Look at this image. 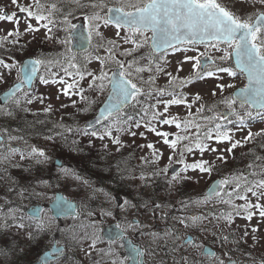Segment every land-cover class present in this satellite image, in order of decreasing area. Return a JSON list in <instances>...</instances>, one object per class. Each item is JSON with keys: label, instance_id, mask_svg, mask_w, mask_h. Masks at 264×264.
Wrapping results in <instances>:
<instances>
[{"label": "snow or ice", "instance_id": "obj_1", "mask_svg": "<svg viewBox=\"0 0 264 264\" xmlns=\"http://www.w3.org/2000/svg\"><path fill=\"white\" fill-rule=\"evenodd\" d=\"M10 4L15 9L11 12L0 7V22L13 25L12 30L0 36V53H3L0 55V84H7L13 72L16 75L12 85L0 97V117L14 119L19 112L31 111L28 106L33 103L45 105L41 111L51 113L53 108L51 103L46 104L47 97L38 94L34 88L37 81L45 86H59L56 98L59 99L61 94L68 97L71 107L77 112L92 111L97 104L89 93L101 96L107 93L94 122L88 121L83 127L54 124L44 139L59 137L67 142L68 134L100 141L107 139L119 152L126 147L123 135L146 138V133L150 132L158 138L157 143L170 150L168 166L156 167L164 153L155 143L149 142L137 145L141 150L145 147L150 150V155L139 157L138 177L135 174L137 169L131 166L130 161L123 162V166L118 165V170L122 175L126 173L129 179L138 178L142 187L157 177H163L170 193L175 185L191 179L187 175L189 171L209 176L213 172L220 174L221 166L227 164L229 156H234L237 148L254 144L256 149L264 150V142H260L264 141V127L252 130L256 124L264 125V0H115L114 4L112 0H10ZM76 11L81 12L87 23L86 35L79 32L69 19ZM21 20L25 23L23 32L19 28ZM109 27L115 29L113 38H107L102 30ZM41 30L44 32L43 41L63 46V50H58L55 55L42 52L24 61L15 59V52L24 51L26 47L21 37L31 34L34 40L35 34ZM61 31L65 33L63 37L59 35ZM69 36L85 50L83 57L68 46ZM211 51L220 55L213 56ZM190 52L195 54L189 55ZM170 54L181 56L174 72L169 70ZM94 61L98 68L89 70ZM186 63L191 64L192 72L181 77L179 73ZM113 65L115 70H112ZM161 76L167 78L166 86L157 84ZM225 76L233 80L243 77L245 83L242 87L225 83ZM206 78L219 81L211 91V96L218 99L206 104L202 102L200 93L192 94L189 99L185 89ZM228 89L235 91L224 95ZM181 105L186 109L183 117L170 113L171 106ZM221 105L223 111L219 110ZM68 106L61 105L62 108ZM32 114L35 116L38 112ZM37 123L45 121L38 120ZM164 126H174L176 131H163ZM142 128L144 131H139ZM245 130L246 135L236 138L238 132ZM14 131L0 127V165L4 166L0 168V182H3L0 189L4 193L0 201V238L12 228L17 231L33 229L27 232V243L31 244L40 232L50 227L51 222L41 218L42 210L39 208L28 216L21 214L18 206H9L14 203L8 198L10 194L24 198L26 191H16L19 185L10 175L9 168L23 167L20 163H13L17 156L19 161H28L34 166H43L51 158L45 149L29 145L25 136L14 135ZM15 141H23L24 147L14 146ZM77 143L72 140L73 145ZM222 144L228 146L218 147ZM103 147L107 149L108 144ZM206 154L212 158L206 159ZM246 154L251 156L247 174L237 172L222 176L202 197L180 201L183 215L171 216L175 223L193 231L207 232L208 226L214 224L218 231L212 234L221 244L219 254L197 243L190 235H181L174 228L166 229L163 234L145 232L138 220H126L124 226L118 224L116 227L120 230L107 238V249L97 247L103 241L95 232L77 234L72 230L70 239L80 246L85 257L92 258V264H125L128 258H118L112 246H120L128 229L147 236L150 247L151 244L159 247L161 239H172L171 251L179 253L172 264H264V255L257 261L251 252L243 253L245 258H234V254L241 250V241L264 240V236H258L260 225L264 224V155L253 148H249ZM188 156L196 158L189 162ZM174 164L182 167L169 177V168ZM59 168L63 177L82 180L72 169L63 165ZM103 195L107 207H102L101 211L112 216L111 194L104 192ZM210 204L213 207L207 213L189 214L186 211L190 205ZM215 206L223 207L214 210ZM118 207L128 212L141 207L147 209L149 205L125 199ZM165 207L173 206L155 204L153 213L159 211L160 219L167 220L168 212L162 211ZM56 209L68 212L73 210V206L61 197ZM86 214L92 215L91 212ZM26 216L34 223V228L33 223H25ZM236 218L247 222L243 228L227 232L219 228L223 223L230 229ZM254 218L256 224L251 223ZM237 231L240 232L239 239L236 238ZM165 246L168 247L167 243ZM185 246L198 249V258L190 259ZM11 252L15 255L17 249H11ZM149 254L155 255V251ZM0 255L7 258L8 252L0 249ZM51 255L65 256V249L57 247ZM130 255L132 264H145V261L137 259L145 255L144 251L132 249ZM66 259L69 264H75L74 253ZM9 264H15V261ZM45 264H48L47 258ZM159 264H164V261H159Z\"/></svg>", "mask_w": 264, "mask_h": 264}, {"label": "rangeland", "instance_id": "obj_2", "mask_svg": "<svg viewBox=\"0 0 264 264\" xmlns=\"http://www.w3.org/2000/svg\"><path fill=\"white\" fill-rule=\"evenodd\" d=\"M21 2H24V0H21ZM113 4L115 3V0H112ZM111 6V5H110ZM0 7H5L8 12H11L15 10L11 4L10 0H0ZM23 15V14H21ZM83 17L81 12L76 11L72 17L69 19L73 23V20L75 18ZM85 21V20H84ZM35 23V21H33ZM85 25L87 26V23L85 21ZM20 31L23 32L25 28V23L23 20H21L19 25ZM13 25L11 23L7 22H0V36H3L6 34L7 30H12ZM105 33V36L107 38H113L115 29L112 27H109L107 29H102ZM61 37L65 35L63 31L59 33ZM44 32L41 30L39 33L35 34V39L33 40L31 34L23 35L21 37V40L26 43V47L24 51H17L16 54H19L20 57H25L26 55H39L40 53H45L49 55H55L56 52L62 51L63 46L56 45L53 43H48L43 41ZM73 45V38L69 36V47ZM130 47V46H128ZM72 48V47H71ZM203 51V47L200 49ZM73 51V50H72ZM79 56L83 57L86 52H75ZM189 55H194L195 53H188ZM213 56L220 55L219 53H216L215 51L210 52ZM0 55H3V53H0ZM181 59L180 54H175L169 56L170 60V68L169 70L175 71L176 63ZM115 67V65L112 66V69ZM98 68V63L93 62L89 65V70H96ZM192 72L191 64L186 63L183 65V71L179 73L181 77L188 76ZM16 73L13 72V75L11 78H9L7 84H0V91L12 84L13 80L15 79ZM147 76V74H145ZM219 81L215 80L214 78H206L204 81H197L194 84L189 85L185 91L189 93V99L192 98V94L200 93L202 96V102L206 104H212L214 103L218 97L211 96V91L215 87V85ZM225 83L231 82L235 83L237 87L245 83V80L243 77H238L235 80L232 78L226 77L224 79ZM84 84V82H81ZM157 84L159 86H166L167 85V78L161 76L157 80ZM86 86V85H85ZM59 86L57 85H41L38 83V81L34 84V88L36 89L38 94H43L47 97L46 104L51 103L52 105V112L51 113H44L41 111V109L45 105H40L38 103H33L32 105L28 106L31 111L22 114L25 115H32V118H36L34 121L37 123V119H41L45 121V127L41 129L35 130L36 138L31 137H25L28 141L29 145H36L46 150L47 155L51 158L49 163L43 165V166H34L30 164L28 161H19V157L17 156L13 163H27L28 167L23 166L20 168H9L10 175L15 178V180L18 182L19 187L16 189V191H20L21 189H26L24 198H20L17 195L10 194L9 199L19 202L20 204H29L31 202L30 199H27L26 194H28V191L33 187L38 186L39 187V195L37 199H45L48 200L47 196H50L56 192V191H63L68 197L78 200L81 202L84 206L83 208V217L77 219L76 222V232L77 234L82 233L83 231H87L89 234H92L93 232L97 233V235L100 237V239L103 241L102 243H98V248H108V241L104 240L101 235V227L102 224L114 222L117 217H124L125 222L126 220H133V218H136L139 220V222L144 226L143 231H155L158 233L163 234V232L168 228H174L176 231H178L181 235H192L194 240L197 243H202L204 246L206 244L212 245L215 249H217L220 253L221 251V244L217 238V236H214L212 234L213 231H218L217 228H215L214 224L209 225V230L207 232H199V231H193L192 229H185L183 226L175 223L171 216L173 215H183L184 212L181 210L180 201H188V200H195L203 196L205 190L209 185L215 181L219 180L222 176H228L231 173H237V172H243L245 174L248 173L247 164L251 162V156L247 155L249 148H253L254 151L258 152L261 155H264V150L256 149L254 144L246 145L244 148H237L234 150L235 155L229 156L228 162L226 165L221 166V173L217 174L216 172H213L212 175L207 174H200L198 172L189 171L187 173L188 176L191 177V179L184 181L181 184L175 185V187L172 189L171 193L168 190V187L165 183V180L163 177H157L154 181L150 182L146 187H142V182L137 178L135 180L129 179L126 176V179L123 183L120 184L121 191L116 192L118 194L124 195V192L129 195L128 200L133 201L134 203H147L149 207L147 209L141 207L138 210L133 209L129 210L128 212H125L121 208L118 207L117 202L115 200V194L116 193H110L108 189V185H106L105 189L98 188V184H102V182H94L89 181L86 179V176L82 172H80L79 164L88 163L92 157L97 156L100 154V151L102 153H105L106 156H117L122 153V151H125V155L122 156V161H118L121 166H123V162L130 161L131 166L135 167L137 169L136 176H139V170H140V160L139 157L141 156H147L150 155V150L146 147L141 150L137 147V145L144 144L146 145L149 142L155 143L156 147L159 148L161 151H163L164 155L162 159L158 162L156 165L157 168H163L168 166V155L170 154V150L164 146L162 143H157L158 138L153 135L152 133H146V138H142L140 136L137 137H130L128 135H123L122 140L125 143L126 147L121 148L119 152L116 151V146L112 145L107 139L104 141H100L95 138L91 137H85L81 135H73L68 134V140L65 142L63 139L57 137L53 140H46L44 139L45 135L50 134L49 130L52 129L54 124H68L73 127L79 125L83 127L84 121L86 118L92 116L96 112V108H98V104L104 100L107 93H105L103 96L97 95L94 93H89L90 98L96 99L97 104L93 106V110L89 112H77L76 108L71 107V103L68 97L60 95V98L57 99V89ZM234 89H228L224 93V95H229ZM73 99H78L77 97H73ZM61 105H69L66 108H62ZM195 110V106L193 108V111ZM221 111L224 110V107L221 105L220 109ZM171 114H179L181 117H183L186 114V109L184 106H171L169 109ZM38 112V115H33L32 113ZM20 116V115H19ZM24 117V116H21ZM0 126L2 127H8L10 129H14L13 132L14 135H23L24 131L19 128L20 125H18V122L23 123V119L20 117H15L14 119L10 120H4L0 119ZM260 127H264V125L256 124L252 130L256 131ZM161 130L168 131V132H175L176 129L174 126H164ZM139 131H144V129H140ZM246 131L244 132H238L236 138H240L243 135H246ZM44 134V135H43ZM171 138V137H170ZM72 140H76L78 143L76 145L72 144ZM264 142V141H260ZM13 144H18L20 147H24L23 141H15ZM104 144H108V148L105 149L103 147ZM227 144L219 145L220 148H226ZM122 155V154H121ZM225 155H228L225 153ZM62 158L63 160L69 162L70 166H64L66 168L72 169L76 174L82 177V180H75L74 178L68 177L65 178L60 173V168L56 167L54 165V159L56 157ZM196 157L188 156L187 159L189 162H191ZM206 159H211L210 154L205 155ZM104 159V158H103ZM106 162H94L96 168H98V171L95 172V175H97L100 179L107 178V180L111 181L113 178V169L117 168V165L115 167H111L109 163L111 164L112 161L108 158L105 159ZM109 162V163H107ZM77 165V167H75ZM4 167L3 165H0V168ZM102 167H105L104 169ZM182 167V166H181ZM113 168V169H112ZM106 169V170H105ZM150 170V169H149ZM116 171V170H115ZM103 172H108L107 175H104ZM122 175L120 171H116ZM82 173V174H81ZM172 173L169 172V177ZM127 175L126 173L123 174L125 177ZM120 181L122 178L119 179ZM118 180V181H119ZM84 181H87L88 183L85 184ZM46 182V183H43ZM3 182H0V185H2ZM55 183V184H52ZM97 184V185H96ZM108 184V183H107ZM52 186V187H49ZM49 187V188H48ZM108 192L111 194L112 197V216L105 215L101 208L107 207L106 204V198L104 197L103 193ZM36 196V193H35ZM40 197V198H39ZM4 198L3 190L0 189V201H2ZM164 204V205H171L173 207H165L162 209V211L168 212L169 219L162 220L160 219V212L153 213V208L155 204ZM97 204L96 206H94ZM11 207H17L18 205H9ZM19 207V206H18ZM213 205H206V206H194L190 205L189 208L186 210L189 214L195 213H207L209 211V208H212ZM220 207L223 206H215L214 210H218ZM98 211L97 215H94V211ZM91 212L92 215L89 216L86 213ZM50 216L48 214H45L44 220L49 219ZM98 219L101 221V227L99 228V222ZM26 222V221H25ZM125 222L122 223V226L125 225ZM247 222L244 219L236 218L234 224L231 226V228H227L225 224L221 223L219 225V228L225 229V231H232L241 229L244 227V225ZM252 224H256L257 221L254 218L251 222ZM51 226L54 227V223H51ZM69 223L65 222L62 225V234L63 238L67 240L69 243L68 248V255L67 257H72L73 253L75 256V264H79V262H82V264H92V258L85 257L84 252L80 250V246L77 245L75 242H73L70 239V235L72 231H68ZM99 228V229H98ZM22 231H17L15 228H12L8 230L7 236L9 241L6 240H0V246H3V244H8V246H17L16 243L13 241L15 239L22 238ZM128 234L135 238L139 244H141L144 249H146V264H159V261L163 260L164 264H172V260L174 257H178L179 253L172 252L171 251V245L173 243L172 239H161L159 240V247H157L155 244L150 245V240L147 236H142L140 232L132 231L131 229L127 230ZM240 232H236V238L239 239ZM258 236H264V224L260 225V232L258 233ZM167 243L168 247L165 246ZM241 244V250L238 253L234 254V258L237 256L241 258H245L243 256V253L251 252L252 257L259 261L262 255H264V240H258L253 241L251 239H248L245 243L244 241L240 242ZM87 247V245H85ZM113 251L116 253L117 257L120 259H124L126 257L121 255V252L123 251L122 246H116L113 245ZM229 247H232V245H229ZM186 254L189 256L190 259L198 258L199 250L196 248H193L191 246H185ZM185 249H181V251H184ZM153 250L155 251V255L149 254L152 253ZM95 256V253H93V257ZM4 261L0 259V264H2ZM25 263H27L25 261ZM15 264H23V263H15ZM51 264H69L68 260L65 258L63 260H60L59 262H52ZM125 264H128V259L125 261Z\"/></svg>", "mask_w": 264, "mask_h": 264}, {"label": "flooded vegetation", "instance_id": "obj_3", "mask_svg": "<svg viewBox=\"0 0 264 264\" xmlns=\"http://www.w3.org/2000/svg\"><path fill=\"white\" fill-rule=\"evenodd\" d=\"M20 58L21 57H20L19 54L15 55V59L20 60ZM11 85L12 84H10L9 86L3 88L0 91V94L4 90H6L8 87H10ZM0 103H2V102L0 101ZM21 116H24V117H21ZM16 117H20V118L23 119V121H24L23 123L18 122L19 125L22 126V128H25L27 123L29 124L31 121L36 119V118H32V115H30V114L29 115H25V114H22V112H19L16 115ZM0 119H4V120L8 119V120H10L11 118L0 117ZM22 136L29 137V133L28 132H24ZM126 176L127 175H125V179H126ZM93 177L95 179L94 175H93ZM124 180L123 181H120V180L116 181L115 179H112L111 181H109L108 189H109L110 193L120 192L121 191L120 184L123 183ZM98 186L100 188H103V189H105V187H106L105 184H98ZM30 191H32V192L28 196H29V199L31 200V202L29 204H24V206L28 207L30 204L32 205L33 202L40 203L42 205V208H43L42 211H41V218L44 219L45 214H48L50 216V218L45 220V221H50L51 223H54V227H52L51 224H50V227L46 231L40 232L35 237V239L32 240L31 244L27 243V239H28L27 232L30 231V230H33V229H27V230H23L22 231V238L13 240L16 243L17 246H13V247L12 246H8L7 243H6L7 244V248H4L5 244H3V246H0V249H3L4 251L8 252V256H7V258H5L4 262L9 263V262L15 261V263H20L21 262L23 264L34 263L38 258H40L41 254H42V252H44V250H47V249L51 248L56 243L58 245H60L61 248L65 249V256L56 257L55 261L63 260L68 255L69 243L67 242L66 239L63 238L62 225L65 222H68L69 223L68 231L76 230L77 226H76V222L75 221L83 214V210H81L80 213L77 216H75V217L72 216V217H65V218H55L52 215L51 211L49 210L46 200L42 199V198L41 199H37L40 190L37 187H34V188H31ZM35 193H36L37 197L35 196ZM116 194H118V193H116ZM116 194H115V196H116ZM120 196H121V201L120 202H118L115 199L116 202H117V205L122 204L125 199L129 198V195L126 194V193H124V195L120 194ZM50 199H52V195L50 196ZM18 206L21 209L22 206L21 205H18ZM94 206H96V208H97L98 205L95 204ZM21 214H26V210H22L21 209ZM93 214L97 215L98 211L97 210L94 211ZM28 216H30V215H28ZM133 220H138V219L133 218ZM115 222H117L119 225H122V223L125 222V218L122 217V216L121 217H117L115 219ZM29 223H33V222L29 221L26 224H29ZM34 227H35V225L33 223V228ZM125 234L128 237L132 238L139 245V247L141 248L140 251H144L145 252V255L140 256V260L145 261V264H146V262H147L146 261V249H144V247L141 244H139L135 238L130 236L127 231L125 232ZM1 239L3 241L4 240L9 241L7 235L3 236L2 238H0V240ZM11 249H17V252H16L15 255L12 254ZM18 249H24L25 251L20 252ZM122 254H123V251L121 252V255ZM1 256L2 255H0V257ZM53 260L54 259L49 260L48 264H51L52 262H55ZM25 261L27 263H25ZM42 264H45V263H42ZM128 264H130V261L128 262ZM206 264H208V262H206Z\"/></svg>", "mask_w": 264, "mask_h": 264}, {"label": "water", "instance_id": "obj_4", "mask_svg": "<svg viewBox=\"0 0 264 264\" xmlns=\"http://www.w3.org/2000/svg\"><path fill=\"white\" fill-rule=\"evenodd\" d=\"M77 22H78V25L76 26V27H77V30H78L79 32H82V33H84V34L86 35V34H87L86 29H87V28L84 26V22H83L82 20H78ZM73 39H74L73 49H74L75 51H83L84 49L79 48V46H78V41H77L75 38H73ZM86 47H88V46L86 45ZM114 70H115V69H114ZM101 107H103V104H102ZM101 107H100V108H101ZM90 121H93V122H94V119H92V120H90ZM178 168H179L178 165H174V166L171 167L170 170H171V172H173L174 170H178ZM216 181H218V180H216ZM216 181H214V182L212 183V185H213ZM209 188H210V187H209ZM209 188H208V190H209ZM208 190H207V191H208ZM61 197H63V195H62V194H58L57 199H56L55 202L52 204V206H53L54 208H56V203H57V201L59 200V198H61ZM63 198H64L66 201H68L69 203H71V205L73 206V209H75V207H76V203H74V202H72V201L66 199L65 197H63ZM54 208H53V209H54ZM63 213H67V214H69V213H71V212L68 211V212H63ZM116 231H119V229H117L115 223H113V224H110V225H108V226L105 227L104 234H105L106 237H108L111 233H114V232H116ZM124 242H125V245H126L127 248L131 249V248L134 247V244L132 243V241H131L130 238H124ZM207 248L211 249L209 246H207ZM133 249H134V248H133ZM131 264H132V262H131Z\"/></svg>", "mask_w": 264, "mask_h": 264}]
</instances>
